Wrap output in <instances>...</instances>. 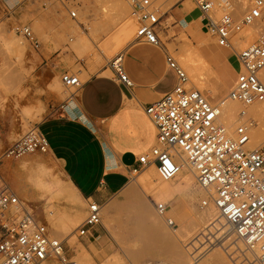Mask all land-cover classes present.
I'll use <instances>...</instances> for the list:
<instances>
[{
	"label": "built area",
	"instance_id": "1",
	"mask_svg": "<svg viewBox=\"0 0 264 264\" xmlns=\"http://www.w3.org/2000/svg\"><path fill=\"white\" fill-rule=\"evenodd\" d=\"M191 1L203 17L205 28L215 44L234 53L238 71L226 98L214 103L201 91L186 85V74L167 54L166 63L175 71L177 84L172 91L144 108L155 128V145L148 154L138 157L140 168L130 170V175L153 166L158 178L167 182L186 165L203 194L201 208L212 205L228 230L243 244L244 250L255 257V264H264V132L258 140L253 137L255 128L264 127V113L258 117L249 110L264 102V28L259 26L262 31L257 41L247 47L238 50V46L233 45L243 28L258 26V22H262L264 1L239 0L242 7H236L224 0L218 19L214 17L215 0ZM243 1L247 2L246 6ZM127 2L143 26L138 37L149 45H159L164 13H159L155 0ZM69 16L74 19L76 13L72 11ZM15 30L33 50L39 48V42L28 25H18ZM107 66L121 84L131 86L123 70L121 53ZM61 82L66 89L75 88V91L82 85L78 72L64 73ZM226 100L239 107L231 126L219 121ZM47 150V141L34 127L6 149L1 160L8 162ZM24 205L0 182V264H87L69 258L65 238L50 235L45 230L47 225H43L33 210L28 211ZM155 211L169 227H175L172 219L166 216V203H155ZM101 212L102 207L96 202H85L84 218L74 232L77 238L101 223ZM42 219L45 220L44 215Z\"/></svg>",
	"mask_w": 264,
	"mask_h": 264
},
{
	"label": "crops",
	"instance_id": "2",
	"mask_svg": "<svg viewBox=\"0 0 264 264\" xmlns=\"http://www.w3.org/2000/svg\"><path fill=\"white\" fill-rule=\"evenodd\" d=\"M97 1L104 4L118 2ZM233 1L238 7H242L239 0ZM184 4V0L171 3L164 12L161 24L162 21L171 20L177 23L173 26L176 31L180 28L184 31L185 25L191 24L190 30L184 33L199 45L207 31L203 30L204 19L198 10H189ZM211 44L212 42H209L206 46ZM199 46L210 65L219 71L221 67L218 57L223 58V67L230 72V77L234 74L235 78L238 68L235 70L229 62L232 55L235 56L232 51L216 44L221 50L213 46ZM77 49L78 47L75 50ZM121 54L123 70L131 82L130 87L121 84L107 65L98 66L93 61L80 65L83 69L82 76L85 77L81 87L70 96L59 113L45 118L36 126L47 141L46 155L56 163L62 187L66 188L53 205L60 211L70 213L74 209L82 214L85 213V202L88 200L96 202L102 209L106 204L109 206L105 215L101 212L102 218H108V229L101 221L81 238H76L75 235L72 242L66 238V253L69 258H75L82 253L81 249H84L83 252L90 257L92 264H109L112 260V264H185L183 260H178L174 246H170L171 243L166 245L163 241L162 244L165 236L160 232V226L153 225L152 219L147 220L149 217L145 219L141 216L142 211L151 212L149 207L145 203L140 207L139 204L124 201L123 196L131 179L130 170L140 168L138 157L148 154L155 145V128L144 108L174 89L177 84L176 73L166 63V49L161 44L149 45L142 37L128 45ZM215 85L217 87L216 80ZM223 85L226 87V83ZM30 186L26 180H19L16 186L18 198L27 199L35 205L42 203L41 194ZM65 192H69V196H78L77 200H71V196ZM187 192V201L195 205L198 195L193 197L190 196V190ZM48 205L46 201L45 207ZM127 208H135L137 211L133 213V218L124 217L122 211ZM135 214L140 215L142 219ZM148 222L150 226L157 228V235H151L155 238L153 240L147 238L150 236L147 231H151V227L147 230ZM188 225L193 227L194 224L191 222L187 223V227ZM140 227L142 228L139 231ZM119 240L121 246L117 245ZM213 264L220 263L214 261Z\"/></svg>",
	"mask_w": 264,
	"mask_h": 264
},
{
	"label": "rangeland",
	"instance_id": "3",
	"mask_svg": "<svg viewBox=\"0 0 264 264\" xmlns=\"http://www.w3.org/2000/svg\"><path fill=\"white\" fill-rule=\"evenodd\" d=\"M181 1L183 0H155V5L158 6L159 13L162 14L166 12L168 6L171 3ZM184 1V5H187L189 10H197L191 0ZM217 1L218 0H215L216 5ZM227 1H229L232 6L237 7L233 0ZM14 2L15 0H0V35L2 36V38H9L12 33L16 34L24 41L26 52L25 56L22 57V62L16 60L15 57H12L9 60V62L11 63V68L0 79V103H2V105H0V182L5 184L11 191L16 194V186L19 183V180H25V167H35L36 160H39L44 165V167H46V169L48 168V171L50 170V173L52 174V176H54V178L61 180L58 167L54 160H51L49 157H47L46 153L27 154L19 159L4 162L3 160H1V155L4 153V151L21 137H23L26 133H28L31 129L36 127L42 120L59 113L63 109L65 103L70 99V96L76 93L75 88L66 89L63 86L61 82V76L64 73H80L81 75H79V79L82 83L83 79L81 80L80 77L83 74V69L81 66L91 61L95 62L98 66H105L113 57H115L117 54L122 53V51L128 45L133 43L138 38L140 34L136 35L134 39H131L129 41L128 39L126 40V38L125 41H117L119 44H115V46L111 47L112 49L110 47V49H106V44L111 42V40L120 33L119 30H122L121 26H123L126 20L131 18L133 21H135V23L137 21L139 24H136L141 27L138 31L139 33H141L140 31H142L143 26L140 23L137 15L133 12L132 8H129L130 10L128 9L127 15L125 18L121 19L122 21L120 20V17H118V19H112V17L108 15L111 13V9L108 7V5H111L112 3L104 4L102 2L100 3L97 0H16L17 4L16 2ZM243 4L246 6L247 2L243 1ZM221 5H223V2L221 3ZM215 8H217V6H214V11H216ZM72 11L76 13V17L74 19L70 18L69 16V13ZM221 14L222 13H215L214 17L218 19ZM262 22L264 23V19L262 20ZM262 22H258V26L253 27L261 26L262 28H264ZM77 23H80V28L88 35L90 39V41H88L85 38V41L88 42L84 43V45L81 46V49L79 50L71 48L72 42L70 41H74L76 37H78L77 35L80 34V31L76 26ZM35 24L38 25V31H40L39 33L43 37H41L34 29ZM18 25H28L32 29L39 42V48L37 50H33L28 41L23 39V37L15 30ZM175 25H177V23H173L171 20L164 22L162 21V24L160 26L161 34L159 35L160 44L166 49L168 54L171 55V57L176 61L177 65L181 69L182 67L176 60L175 52H178L181 55L182 52L180 47L186 41H189L188 45H190L192 49L198 50L199 48L201 56L203 57L204 64L206 66V71L208 67L210 69V71L208 70L209 73L207 72L206 76L204 75V78L206 79L207 86L209 88H212L211 94L207 91L202 93L206 95V97L211 102H219L220 100L225 98L227 93L229 92L230 86L234 80V74L232 77H230V72H228V70L222 65L224 63V59L221 57H218L219 66L221 67L220 71L210 65L203 51L200 50V46L198 44H195L193 40L189 36H187L186 33H184V31L187 32L188 29H184L183 31V29L180 28V30L176 31L173 30V26ZM249 28H243L237 36H243L246 35V33L251 32ZM203 30L206 31V28L204 27ZM261 31L262 30H260L259 28H256L255 32H253L249 36L247 35L249 37L247 39V42L245 44L237 45V49L240 50L256 42ZM117 32L119 33L117 34ZM183 36L185 37V39L187 38L185 41L183 39ZM179 42L182 43L179 44ZM209 42H212L210 46L221 50V48L215 46L214 39L209 35L208 31H206L205 35H203L202 37V42L200 44H202V46L204 45V47L207 48L210 47L206 46V44ZM235 42L236 40L233 42V45H236ZM178 53L177 55H179ZM64 55H68V57L70 56L67 59L69 60V62H67V64L65 65L61 60L63 59ZM7 62L8 60L5 59L0 52V66ZM229 62L234 67V69L237 70L238 63L235 56L232 55V57L229 59ZM216 79H220L222 81V83L216 82L217 87L215 85ZM223 83H226V87L223 85ZM196 85L199 86L198 83H196ZM147 168L148 167L131 176L129 183L124 190V201L133 202L137 196L143 198L139 189L135 187L133 182L134 179L137 178ZM156 177L158 178L157 175ZM180 179L181 177H175L173 180L167 181V183L170 187L175 188L180 183ZM194 185L195 181L193 182V186ZM187 191L188 190L186 189L178 190L173 194L168 203L162 200H154L151 196L144 198L146 200L144 202L151 210L153 216L156 213L155 203L164 202L168 205V213L166 216L172 219V221L176 224V228L169 227L167 224L164 223V225L162 223L163 225L158 224V226H160V232L164 234L165 239L168 238L166 239V242L169 239H176V241L179 239L184 243V245H187V248L189 247L190 249L191 241L195 240V233L193 232L197 231H195L194 229L192 231L191 229L190 233V230H186L187 226L185 224H187V221L188 223L193 222V218H195V215L197 214L196 211L200 212L204 208H201V200H203V197L198 196V199L195 201V205H192L187 201ZM41 198H43V202L38 205L30 203L27 199H21V201L25 203L24 206L28 211L33 210V212L36 214V217L38 218V220L40 219V222L43 223V225H47L45 227V230H47L50 235H54L49 224L51 218L47 217L44 213V209L47 208L45 207L47 199H45L46 197L42 196ZM57 212L59 213L61 211L57 210ZM122 212L124 213V217L133 218V213L135 211L132 208H127ZM216 212L217 211L215 209L214 211L212 210V213L218 215V213ZM43 215L45 216V220L42 219ZM149 215L152 219L153 217L151 216V214ZM155 216H158L157 213ZM83 218L84 213L81 216L79 223L83 220ZM190 219H192L193 221H191ZM162 222H165V220H162ZM196 222L197 221H195L193 227H197V224H199L198 222ZM198 227L200 228V226ZM198 227L197 230L199 229ZM226 227L228 233H225L224 231L222 232L214 230V236H208L211 237L210 243L207 241L204 243L202 242L203 244H199L198 247L196 245V248H193L194 250L191 248V252L190 250L184 248L185 246L183 247V243H181L180 241H177L180 244H178L180 248L176 245V241H169L172 245H174V251L176 247L179 248V252H181L182 255L178 254L177 250V252H175L178 256V260H185V264H213L214 261L219 262L220 264H255V257H253L251 253H248L244 250L243 244L236 239L235 235L233 237V233L228 230L227 225ZM76 228L77 227L73 228V230L70 232L71 235H75L74 232ZM155 229V232L157 234V228L155 227ZM179 232L180 234L186 232L185 235H188V242H186L187 238L186 236H183L184 234H182L181 236L179 235L177 239L176 236L179 234ZM214 237L216 238L214 239ZM147 238L148 240L155 239L152 236H149ZM65 240L67 243L66 238ZM236 242H238L241 249L235 247ZM181 247L183 248V250L186 249L188 251L187 252L186 250H184L187 254L190 255V257L189 255L186 256L185 252V257H183L184 255L182 253L183 251H181ZM229 248H231L232 252L227 253L228 250L230 251ZM236 250L239 251L235 252ZM241 250L244 252H242ZM245 253L246 256L244 257ZM248 254H250V256ZM81 263L86 262L82 261Z\"/></svg>",
	"mask_w": 264,
	"mask_h": 264
},
{
	"label": "bare ground",
	"instance_id": "4",
	"mask_svg": "<svg viewBox=\"0 0 264 264\" xmlns=\"http://www.w3.org/2000/svg\"><path fill=\"white\" fill-rule=\"evenodd\" d=\"M219 1V3H218ZM217 1V8L216 9V13L219 14L222 12V6H221V3L224 1V0H218ZM15 3V2H14ZM163 4V3H162ZM164 6V5H162ZM108 7L111 9L110 10V14H108L110 17H112V19L114 18H117L120 17V20L125 18L126 15H127V11L129 8H131L130 4L127 2V0H118V2H115V3H112L111 5L109 4ZM161 8V7H160ZM130 10V9H129ZM130 12V11H129ZM129 14V13H128ZM129 16V15H128ZM122 21V20H121ZM136 23H138L136 21ZM135 21H133L131 18L126 20L123 24V26H121L122 30H119V32H117V36L115 38H113L111 40V42L107 43V47L106 49H110L111 47L115 46V44H119L118 42L119 41H125V38L126 40L128 39L131 40V39H134L136 37V35H139L140 33L138 32L139 29L141 27H139V23L136 24ZM80 24V23H79ZM79 24L77 23V27L80 31V34L77 35L78 37H76V39L74 41L70 40L72 43H71V48H77V50L81 49V46L84 45V43L90 41L88 35L80 28ZM262 24L264 25V23L262 22ZM191 28V24H186L184 29H188V31L190 30ZM256 28H260V27H251L249 28L251 30V32H248L246 33V35H243V36H239L238 39L236 40V45H239V44H245L247 42V39L249 38L248 36L251 35L253 32L256 31ZM34 29L37 31V33L43 37L38 31L39 30V27L37 24L34 25ZM118 30V29H117ZM141 32V31H140ZM183 35V34H182ZM248 35V36H247ZM188 36V35H187ZM240 37H243V39H240ZM88 41H85L86 39ZM24 39V38H23ZM183 39L184 41L187 39H185V37L183 36ZM115 40V41H114ZM85 41V42H84ZM113 41V42H112ZM118 41V42H117ZM204 41V40H203ZM127 42V41H126ZM187 42V43H186ZM183 43V45H181L180 49H181V52L182 54L180 55H177L176 53V60L178 62V64L182 67V69L185 71L186 73V77H187V86L188 87H191L193 89H196L198 91H201V92H205L207 91L208 93L211 94V90L212 88L208 87L207 84H206V79L204 78L208 72V70L210 71L209 67L207 68V71H206V66L204 64V61H203V57L201 56L200 52L198 50H195V49H192L190 47V45H188V42L189 41H186ZM213 42V41H212ZM122 44V43H121ZM200 45V44H199ZM68 46V44H67ZM66 46V47H67ZM119 46V45H118ZM197 46V45H196ZM110 47V48H109ZM195 47V46H194ZM196 48V47H195ZM67 49V48H66ZM65 49V50H66ZM112 49V48H111ZM197 49V48H196ZM0 52L1 54L3 55V57L5 59L8 60L7 63L5 64H2L0 66V79L8 72V70L11 68V63L9 62V60L12 58V57H15L16 60H18L19 62H22V57L25 56V52H26V47H25V43L24 41L19 37L17 36L16 34L12 33L11 36L9 38H2V36L0 35ZM63 55V54H62ZM69 57L68 55H64L63 56V59L62 60V63L65 65L67 64V62H69V60H67ZM25 59V58H24ZM206 72V73H205ZM263 72H264V69L262 70V75H263ZM205 73V74H204ZM209 73V72H208ZM205 75V76H204ZM264 77V76H263ZM81 80L84 79L85 77L81 76L80 77ZM193 78V79H192ZM217 80V79H216ZM217 83H221V81L218 79L216 81ZM196 83H198L200 86H197ZM211 86V85H210ZM227 96V95H226ZM226 98V97H225ZM224 99V98H223ZM0 105H2V103H0ZM238 105L236 103H233V102H230L228 100H226L222 106V112H221V116L219 117V121L226 125V126H231L234 124L235 120H236V116H237V112H238ZM250 113H254L255 116H260L261 113H264V102L261 103V104H257V105H253L252 107H250ZM264 132V127H261V126H258L257 128L254 129L253 131V137L255 140H258L259 137L262 136ZM29 163V162H28ZM27 165V164H26ZM29 165V164H28ZM35 167L34 166H30L31 168H26L25 167V171H24V178L25 180L27 181V183L31 184V186H33L40 194L42 197H47V202L49 203L48 206H46L47 208L44 209V213L46 214L47 217H50L51 218V221H50V228L52 230V233L54 234L53 236H57L59 237L60 239H63V238H67V239H71V242L72 240L75 239V235L74 234H70V232L73 230V228L77 227L78 224H79V220L81 218V216L83 215L80 211H77V210H72L70 213L66 212V211H61V212H57V208L53 205V202L57 199H59L58 197H60L62 195V190L64 191V189L66 188H63L62 186V181L61 180H58L56 178H54V176H52V174L50 173V170L48 171L46 169V167H44V165L39 161V160H36L35 162ZM154 167L153 166H149L146 170H144L137 178L134 179V185L135 187H137L142 195L143 198L141 197H136L133 201L132 204L136 203V204H139L142 205L144 204L146 201L144 198H147L149 196L153 197L154 200H162V201H165V202H169L170 201V198L173 196L174 193H176L178 190H181V189H186V190H190V192H192V195L190 196H201L203 197V194L201 192V190L199 189V187L196 185L193 186V182L195 181L194 180V177H193V174L192 172L190 171V169H188L186 167V165H183L180 169V172L176 175V177H181V179L179 180L180 183L175 187V188H172L169 186V184L167 182H163L161 181L159 178L156 177V173L154 171ZM57 177V176H56ZM64 183V182H63ZM133 185V184H132ZM30 186V187H31ZM64 186H65V183H64ZM63 188V189H62ZM69 190V188H68ZM70 191V190H69ZM129 191V190H128ZM135 192V191H134ZM66 194H68L69 196V192H65ZM133 193V192H131ZM188 193V192H187ZM77 194V193H76ZM71 196V200H77V197L78 196H75V195H70ZM69 196V197H70ZM132 196V195H131ZM189 195H187L188 197ZM193 196V197H194ZM68 197V198H69ZM191 198V197H190ZM46 199V198H45ZM69 199V200H70ZM193 199V198H192ZM67 200V198L65 199ZM149 200V199H148ZM195 200V199H194ZM193 200V201H194ZM197 200V199H196ZM195 200V201H196ZM59 202V201H58ZM79 202V201H78ZM77 202V203H78ZM60 203V202H59ZM81 205L82 202H80ZM135 204V206H137ZM131 205V204H130ZM132 206V205H131ZM142 207V206H140ZM143 207H146V206H143ZM109 208V206H104L103 209H102V215H105V213L107 212V209ZM137 208L139 209V207L137 206ZM57 209V210H56ZM133 209V208H132ZM137 209V210H138ZM214 211V208L212 205H209L208 207L202 209V211L197 212V214L195 215V218L194 221L192 219H190L191 221H193V224L195 223V221H197L199 224H197V227L200 226V228L197 230V227H191L190 225H188V227L190 226V228L197 231V232H193L195 233L194 235V241H191L190 243V247L193 249L196 248V245L198 247V245L200 244H203L204 242H209L211 241V237L214 236V230L215 231H224L225 233H228L227 232V227H226V223L224 221V219L222 217H220L219 215L217 214H214L212 213V210ZM135 210V208L133 209ZM141 211V209H139ZM145 210L147 211L148 209L145 208ZM198 210V209H197ZM59 211V210H58ZM137 211L135 210V213ZM140 212H138L139 214ZM147 213H151V212H148ZM145 211H142L140 214H142L141 216L142 217H148L149 214H147ZM168 213V212H167ZM218 213V212H216ZM137 215V214H135ZM156 215V213H155ZM153 216V214L151 213V216L153 217L152 218V222L154 223L153 225H158V224H161L163 225L164 223L166 224V222H162V220L164 221V218L163 217H160V216ZM137 216H140V215H137ZM140 216V218L142 219V217ZM169 216V215H168ZM104 217V216H103ZM135 218V217H134ZM108 220V218H106ZM106 219L105 218H102V222L105 224H103L104 226H106ZM139 219V218H138ZM146 219V218H145ZM151 217L149 215V218L147 220L151 221L150 220ZM136 220V219H135ZM189 220V221H190ZM137 221V220H136ZM196 222V223H197ZM111 223V222H110ZM137 223V222H136ZM163 223V224H162ZM188 223V221H187ZM164 224V225H165ZM145 225H147V223H145ZM148 225H149V229L147 227V230H150V227H151V231H147L145 232L144 234L147 235L149 234L150 236L154 235L153 237H155L157 234H156V229L155 227L153 226H150L151 224H149L148 222ZM147 225V226H148ZM187 226V224H185ZM183 225V226H185ZM207 225V226H206ZM73 226V228H72ZM142 226V224H141ZM194 226V225H193ZM107 227V226H106ZM137 227V226H136ZM143 227V226H142ZM139 229V231L141 230V228ZM145 227V226H144ZM152 227L154 229H152ZM187 227V228H188ZM138 228V227H137ZM186 228V227H185ZM190 228H188V230H190ZM49 229V228H47ZM108 229V227H107ZM106 229V230H107ZM109 230H110V227H109ZM108 230V231H109ZM138 230V229H137ZM47 231V230H46ZM111 231V230H110ZM109 231V232H110ZM182 231V230H181ZM180 231V232H181ZM179 234L176 236L177 239H178V236L184 234L183 236H186L187 238V234L185 235L186 232L182 233V234ZM112 233V232H111ZM139 233V232H138ZM137 233V234H138ZM141 233H143L141 231ZM140 233V235H141ZM190 233H191V230H190ZM113 234V233H112ZM136 234V235H137ZM113 235H116V234H113ZM138 235V236H140ZM174 235V233H173ZM191 235V234H190ZM209 235H211V237H208ZM227 235V234H226ZM232 235V234H231ZM143 236V234H142ZM174 236V238H175ZM192 236V235H191ZM115 237V236H114ZM117 237V236H116ZM231 237V236H230ZM234 237V235H233ZM113 238V237H112ZM181 238H184V237H181ZM216 237H214L215 239ZM115 239V238H113ZM168 239V238H166ZM166 239L162 240L165 241V244L168 245L170 243V241L172 240H167V242L169 241V243L166 242ZM191 239V238H189ZM232 239V238H231ZM116 240V239H115ZM114 240V241H115ZM174 240V239H173ZM172 240V241H173ZM188 238L186 239V242ZM69 241V240H68ZM120 241V240H119ZM176 241V239L174 240ZM177 241H180L179 239ZM176 241V242H177ZM230 241V240H229ZM228 241V242H229ZM161 242V243H162ZM181 243H183L182 241H180ZM203 242V243H202ZM70 243V242H69ZM116 243V241H115ZM120 245L121 244V241L120 243H118L117 241V245ZM164 244V242L162 243ZM179 242H177V246H178ZM180 245V244H179ZM121 246V245H120ZM165 246V245H164ZM163 246V247H164ZM172 246V244L170 245ZM174 246V245H173ZM184 248H186L187 250H190V252L192 251L191 248L189 249V247L187 248L186 244L182 245ZM225 246V245H224ZM162 247V248H163ZM167 247V246H166ZM180 248V246H178ZM176 247L175 248V251L182 255L181 252H179V248ZM235 247L236 248H239L241 249L240 245L238 244V242L235 243ZM234 247V248H235ZM171 247H169L170 249ZM182 248V247H181ZM232 248V247H231ZM231 248L230 251L228 250V252H232L231 251ZM243 248V247H242ZM168 249V248H167ZM184 249V250H186ZM193 249V250H194ZM233 249V248H232ZM84 250V249H83ZM83 250L81 249L82 253L80 255H78L77 257H75L74 259L75 260H78V261H85L86 263L88 264H92V260L90 259V257L85 253L83 252ZM164 250V249H163ZM172 250V248H171ZM181 250V249H180ZM183 248L181 251H183V255H184V251ZM186 250V251H187ZM234 250V249H233ZM166 251V250H165ZM226 251V250H225ZM239 250H236L235 252H237ZM242 251V250H241ZM173 252V251H172ZM188 252V251H187ZM189 252V253H190ZM244 252V251H242ZM224 253V252H223ZM247 253V252H246ZM246 253L244 254V257L246 256ZM191 254V253H190ZM179 255V256H180ZM185 255H189L185 252ZM185 255L183 257H185ZM226 255V254H225ZM242 255V254H241ZM250 256V254H248ZM247 255V257H248ZM114 256V255H113ZM182 257V258H183ZM190 257V255H189ZM254 257V256H253ZM188 258V257H187ZM114 259V258H113ZM184 259V258H183ZM244 259V258H243ZM249 259V258H247ZM254 260V258H253ZM104 261V260H103ZM185 261V260H184ZM187 261V260H186ZM255 261V260H254ZM109 262V260L107 261ZM113 262V260H112ZM109 263V264H112ZM115 262L116 261V258H115ZM188 262V261H187ZM191 262V261H190ZM189 262V263H190ZM115 264V263H114ZM118 264V263H117Z\"/></svg>",
	"mask_w": 264,
	"mask_h": 264
}]
</instances>
